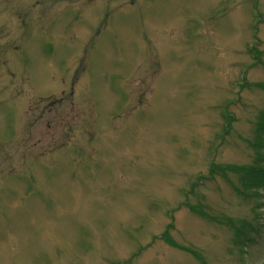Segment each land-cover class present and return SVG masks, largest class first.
I'll list each match as a JSON object with an SVG mask.
<instances>
[{
  "label": "rangeland",
  "instance_id": "obj_1",
  "mask_svg": "<svg viewBox=\"0 0 264 264\" xmlns=\"http://www.w3.org/2000/svg\"><path fill=\"white\" fill-rule=\"evenodd\" d=\"M37 4L0 0V264H264V0Z\"/></svg>",
  "mask_w": 264,
  "mask_h": 264
},
{
  "label": "trees",
  "instance_id": "obj_2",
  "mask_svg": "<svg viewBox=\"0 0 264 264\" xmlns=\"http://www.w3.org/2000/svg\"><path fill=\"white\" fill-rule=\"evenodd\" d=\"M238 233H239V235H242L244 238H248V239H250V237H249V234H247L245 231H243L242 229H239L238 230Z\"/></svg>",
  "mask_w": 264,
  "mask_h": 264
},
{
  "label": "flooded vegetation",
  "instance_id": "obj_3",
  "mask_svg": "<svg viewBox=\"0 0 264 264\" xmlns=\"http://www.w3.org/2000/svg\"><path fill=\"white\" fill-rule=\"evenodd\" d=\"M40 1H41V0H38V4L40 3ZM38 4H37V5H38ZM92 6H93L94 8H97V7H98L95 3L92 4Z\"/></svg>",
  "mask_w": 264,
  "mask_h": 264
}]
</instances>
